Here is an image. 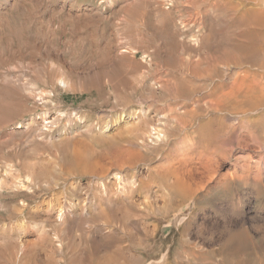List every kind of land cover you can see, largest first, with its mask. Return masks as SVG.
I'll return each mask as SVG.
<instances>
[{"label":"rangeland","instance_id":"rangeland-1","mask_svg":"<svg viewBox=\"0 0 264 264\" xmlns=\"http://www.w3.org/2000/svg\"><path fill=\"white\" fill-rule=\"evenodd\" d=\"M101 1L104 2L101 3ZM226 1L227 0H220V1L206 0L205 2L204 0H67V1L66 0H0V164H1L0 169H2L4 166L7 165V167L3 168L6 169L10 167L9 165H11V168H8L9 172L11 171L12 173V170H14L13 171L14 175L18 174V171L20 173L22 172L21 175L23 177L22 180L23 183L22 182L21 183L29 186L28 184L29 181L25 179L26 178L25 175L27 174V171L28 172L29 170H31V172L33 170L38 171L40 167L39 165L40 164L42 165L43 162L46 165L50 166L52 165V162L55 161L58 162V157H59L60 159L59 163L60 165L61 164L63 165V166L61 165V167H63V169L65 168L64 172H62L63 176L62 175L61 176L67 177V178L65 177V179L63 178L59 182L58 186H56L55 180L49 177L48 180L50 181V183L47 180L49 185L48 187L45 188L36 185L31 186V189L29 188L30 190L27 188V186H26L27 189L25 188V190H23L24 187H21L18 189V191H15L13 188L11 189H13L14 191L6 187L0 188V228L3 224H8L10 225V228L12 227L15 230L14 236L15 239L18 236L17 238L18 240L16 239L18 242L16 243V240L14 239L12 244L16 243L17 245L15 244V247H17V249L20 250L21 245L27 242L39 241L40 240L39 236L42 235L41 232L43 231L44 226L47 229L49 228L52 229L50 224L48 225L44 223L41 224L42 222L40 223V221L38 222V220H33L32 218L30 219L28 217L29 210L26 209L30 208L31 210L37 205L45 202L48 205L44 204L43 207L47 209L50 208L47 217L50 220H54L55 216L57 215L56 208H54L57 206L55 203L59 201L68 204V203H72L74 199L76 200L79 197L83 196V197H89L91 201L93 200L94 204L98 205L97 207L101 206L102 208L103 206L104 209V207L106 206L104 210H106L107 212L108 209L107 214L108 216H110L111 208L109 210V207H111L114 204L111 203L106 204V201L104 200H102L104 202L101 201L102 189L100 184H102L103 182H111L109 178L113 177V174L116 172L117 173L120 172L119 174L123 176L121 178V181L128 180L130 184H133L132 180L135 179V183L133 185L137 184V186H139L142 184L143 181L146 180L145 184L147 185H145L144 190L137 189L134 194H130L132 202L133 203L135 201L137 202L135 205H142L141 203L143 202L144 197L148 195L150 196L149 198L150 201L155 202L157 200L158 202L156 201V204L159 206L162 205L164 202L162 197L160 196L161 185L162 187H164L163 184L167 182L168 177H169L168 180H172L171 178H173L172 177L173 175L171 174V169H174V167L180 164L178 167H180V169L182 170H180L178 167L177 168L180 170L179 173H181L184 169H187L192 165L190 168L192 170L194 169L193 176L195 175L196 177L198 176V172H201V170H205V167L207 165L206 161H208L207 159L209 157H215L220 159L221 175L223 173L225 174L232 173L234 172L235 169L238 168L240 172L242 171V169L245 170L246 172L245 174L248 175H246L247 177L243 179H234V181L233 179H231V177H229L228 179L229 181L226 184V186L220 185L221 187L217 185L216 183L217 180H214L212 182H207L205 189L200 191L196 196V198L200 196H201L200 198L204 197L203 199H205V204L201 205L202 207L196 206V208L193 209L192 215L194 216V218L189 219L190 221L193 220L190 224V234L185 236L190 237L192 242L197 243L200 246L202 245V247L208 245L205 236L198 234L196 230L199 227L200 228L206 227L207 234L209 235L216 234L215 235L216 237L220 236L219 234L216 233L217 230L216 227L219 224L222 225L223 219H221V215L218 214V211H221L225 207H228L230 209V213L233 212L230 215L232 221L229 223L230 225L228 224V226L232 228H241V226L247 227L249 228L248 230L251 232L250 233L248 231V235L256 234L257 236L264 233L263 231L264 230V112L261 113L264 110L263 108L264 90L262 92V89H264V75L261 76L262 74L260 73V71H262L263 69L262 73L264 74V62H263L264 43L262 40L264 39V35H263L264 33H262L263 36L260 35L262 29L264 32V26L258 29L261 31L253 30V32L259 34L258 36L256 35V37L257 38L259 37V39L255 38V33L253 34L252 30H247V31L245 30L246 33L245 32L242 33L243 36L245 35L243 37L245 40L244 39L243 40L247 42L248 45L253 44L252 47L247 46V44L243 41L245 45L244 48L232 49V51H230L229 50L230 47L228 44L229 42L227 41L228 38L227 27L232 26L234 22L236 23L237 20H240L242 18H245L246 20L249 15L252 17V18L250 17V19L248 18L250 22L253 19H254L253 22L256 21L255 19L258 20L259 15L261 16L262 9L264 11V6L263 7L261 6L264 4V2H262L264 0L262 1L255 0L257 1L258 4L257 7H255L256 2H254V0L253 1L237 0L239 4H237L236 0H234V2L237 4L236 6H239L241 3V6L243 7L242 8L239 6L240 7L239 11L235 10L234 2L232 3L230 2L232 5L234 4L233 7L229 3V0L228 3ZM259 1L262 2V4ZM218 3L221 5V8L219 7L220 5ZM226 4L229 5L227 6ZM244 4H247V6ZM252 4L255 6H252ZM230 5L231 8L233 7L231 9L232 16L230 14V10H226L230 7ZM214 6H216V9L222 10V12L223 11L224 12L223 13L221 12L222 14H220L219 13L220 11L214 9ZM250 6L254 8V9L252 8L253 10L251 9L252 11L248 9L251 8ZM224 7L227 12L224 10ZM259 8H261L260 13L258 12ZM233 9L235 10L234 13H232ZM246 9L250 10L252 13L248 10H247L248 12H246ZM241 10H245V12ZM209 11L211 13H209ZM238 12L240 14H238ZM257 12L259 13V15L257 14ZM211 14L212 15L215 14L214 15L215 17L212 16ZM234 14L237 17L234 16ZM255 14H257L258 16L257 15L255 16ZM263 14L264 13H262V15ZM210 15L212 16V18ZM223 15L228 16V19L229 18L231 19L232 17L231 20H233V18L234 19L236 18V20H233L234 22H232L230 19L228 20L227 17H224ZM206 16L210 17L211 19L207 17L209 20L206 21L205 20L207 19ZM223 17L225 18V21L223 20ZM261 19L262 21L260 22L264 23L263 21L264 15L260 17V20ZM202 20L203 22L201 23ZM221 20H223L225 23L222 24ZM224 24L226 27L223 26ZM208 28L210 29L209 30L210 32L208 31ZM215 29H217V32ZM249 31L251 32L247 33ZM218 32H222V33L218 34ZM251 33L252 35H250ZM223 35H226L227 37ZM250 36L252 38V41H250ZM253 38L256 39V40L254 39L255 44ZM217 40L222 43L225 41L224 43L226 45L223 44L224 46H221L222 43L221 44L217 43L218 42ZM202 42L204 44L208 43V47L207 44L204 45ZM212 43H214L215 45L214 44L212 45ZM258 44L259 45L262 44V45L258 47L259 46ZM218 45L220 46V49ZM202 46H204V48H201ZM254 47L255 48L258 47V49L256 48L255 50ZM251 48L254 49L252 50ZM249 50L251 52H249ZM198 51H200L201 53ZM212 51H214V54L211 53ZM220 51H224V52L221 53ZM240 51L241 53L239 54ZM226 52L228 53L225 54ZM247 52L248 54L245 55V53ZM232 53L234 55H232ZM210 54L211 57L209 56ZM223 55L224 58L226 57L227 60L221 57ZM228 55L230 56L231 60L228 59L229 58ZM231 57L235 60L233 61ZM237 57H240L238 58L239 62L236 60ZM193 61L194 63H192ZM244 61L246 62L244 63ZM247 61L251 63L250 64L251 68ZM258 63L261 64L262 68L258 67L260 66L258 65ZM210 65L211 66L213 65V68ZM241 66L244 68H241ZM252 66L253 68L256 69H253ZM233 68L235 71L233 70ZM226 70L229 71L227 72ZM105 71L109 72V74L107 73L104 74L103 75L104 77L102 76L103 78L98 76L99 73L101 72L104 73ZM224 73L227 75H225ZM253 73L256 75H254ZM260 76L262 77V79ZM58 78L67 80L66 82L70 83L68 84L69 85L67 87L68 89L65 87L63 88V86L59 84ZM163 84H165V87ZM167 85H169L168 86L169 89L167 88ZM211 85L215 86L216 88L218 87V90L215 87H214L215 89L213 90L212 89L213 86L211 87ZM256 88H258L259 90L256 91L257 90ZM211 89H212V94L209 93L211 92ZM155 90H157V92H155ZM240 90L242 91L240 92ZM206 93L207 96H211V97L210 98L206 97L205 95ZM221 93L222 96H219ZM261 93L263 94L262 98L260 97L262 96L260 95ZM238 94L239 95L242 94V95L239 96ZM254 94L256 95L254 96ZM218 96L220 98H218ZM257 97L261 99L259 98L257 99ZM244 98L246 101L249 102L243 103L245 102ZM246 98L247 99L250 98V99L247 100ZM211 99L214 102H218L220 104L218 106H220L221 110L216 112L215 109L211 108V103H212ZM224 99L225 101L226 99H228L226 101L227 103L230 99L229 103L228 104L225 103ZM261 100L263 103H261L260 105ZM207 101H209L210 103ZM222 104H224L225 107L222 106ZM237 104L239 105L237 106ZM244 104L247 105L243 106ZM255 105H257L256 106L257 108L255 107ZM241 106L244 107L245 109L242 113L238 112L239 114H241L239 116V114L234 110H236L237 107H241ZM248 106L252 108L250 109ZM230 107H232V109L234 110H232ZM259 107H260V111H259ZM143 108H145L146 110H150L152 114L154 113L159 114L158 112L162 113L161 111H164L167 114L170 113L172 117L174 116L173 117L174 121L173 120L172 122L170 121L166 129L164 127V132L166 133L165 139L167 138L168 139L163 140L162 142H159L156 145L154 144V146L152 143H149L150 145H148V147L149 148L153 147L151 148L152 150L145 149L147 145H143L141 139H139V137L136 134L134 135L133 132L131 134H119L118 128L115 129V127L112 128L113 134L112 132L111 134L116 135L118 138L116 140H112V141L110 140L111 142L108 140L107 143L108 144L110 143L112 145L115 142L113 145L116 148L119 147L117 148L118 150L112 146L114 149L113 150L111 145L107 147L108 145L107 143L99 145V143H96L91 139L90 135L93 132L94 128L106 124L107 122L116 123L115 120H117V118L121 116L125 111H128V109H130L129 111L135 112L140 109L141 111L145 110ZM246 109L250 110V111L248 110L249 113L248 112L245 113V111H247ZM223 111H225L226 113ZM221 112L225 114L223 115ZM233 113L236 116H233L234 115ZM247 114H251V115H247ZM53 118H55V120L52 123L46 124V121L48 119H53ZM36 120L40 121L39 125L37 124L38 122H35ZM43 122L46 124L45 126L47 127H44ZM83 124H85L86 127L80 128L79 126ZM132 125L134 124L124 125L121 126V128L119 129L122 130L124 129V127L130 128L128 126H132ZM149 126L151 127L150 124ZM59 134L61 136L63 135L62 136L63 137L62 139H64L63 142L65 141V139H67L66 142H64L66 145L69 144L67 146L69 148H67L66 151L68 150L70 151L72 147H73L72 149H74L75 145H78V140L80 139L79 146L78 148L76 147L78 149V150L76 149L77 152L71 150L73 153L72 152L69 153L68 151L69 154H74L75 156L77 155L76 157H74V155L73 156L69 155L67 152L66 153L64 152L65 154H68L67 156H71V160L70 157H67L69 159L67 160L65 157L66 155L60 152V146L62 145L59 143V141L57 142V140H59L58 138ZM73 135L77 139H75ZM125 135L129 137H126ZM72 138H74L77 143H75ZM82 138H84V140ZM132 138H134L135 140L137 139L136 141L140 142L141 146L131 144L130 142L133 141ZM72 140L75 144L72 142ZM119 140L120 141L123 140V141L120 142ZM116 141L119 142V143L117 142V144L121 145V147L116 145ZM80 144H82V150L85 149L88 152L89 151L92 152L91 154L93 156V159L95 160L96 158L95 161H97L96 163L94 162L95 164L91 162V160L93 161V159L90 153L89 156L88 152H86L85 150L84 151L80 150L81 149ZM127 144L129 146H127ZM102 145H104V147ZM132 146L133 148H131ZM109 147L111 148V150L108 151V149H110ZM104 148L105 149L107 148V150H105ZM121 148L124 149L121 150ZM96 149L99 150L96 151ZM79 150L82 152L83 155L79 153L80 154L79 156L78 154ZM102 150H105L108 153ZM119 150H121V152L124 150L126 151H124V153H121ZM140 151H142V153ZM85 152L87 153L86 155H88V157H86ZM95 152L97 153L95 154ZM119 152L122 155H125L126 157V158L124 157L125 162L123 161L121 164L122 167H124L126 170L122 167L115 166L116 160L118 161L119 159L120 161V157H122L121 154H119ZM182 152L184 153V156H182L183 155ZM98 153L100 154L102 153V154L98 155ZM103 153H106L107 155L109 153L110 154L108 156L105 154L104 156ZM94 154L97 156H95ZM61 155H65L62 156L64 158H62ZM84 155L85 157H83L84 159L83 161L86 162L87 160L86 163L80 161L82 160L81 156ZM116 155H118L117 156L118 158L114 157ZM106 156L108 159L105 158ZM42 157L46 158L44 159L46 162L42 161L43 159ZM51 157L53 158V160ZM114 158L115 160H113ZM127 158H129L128 161ZM192 158L194 161L193 160L191 161ZM61 159L63 160L64 164L62 163ZM65 159L67 160V164ZM72 159L73 160L80 159L78 163L74 161L76 162L75 164H79V165H75L77 168L73 166L74 164ZM36 160H39V162L37 163ZM48 160L49 162H47ZM106 160L108 161L111 160V163L110 162L107 163L108 161L106 162ZM129 160L132 163V165L129 162ZM68 161L69 163L70 161L72 162L69 164ZM88 161L91 163H89ZM100 161L102 162V164L104 162V164L102 165ZM195 161H196L195 163L196 165L194 164ZM29 162L30 164L36 162V164L33 163L30 165ZM128 162L130 163L131 166H129ZM163 162L166 164H164ZM83 163H85V165L90 164L89 166H87V169L90 168V170L92 169L93 171L87 170L85 166L82 165ZM92 163L94 164V166L91 165ZM167 163L169 164L171 163V164L169 165ZM163 164L166 165V167ZM36 166L37 169H35ZM67 166L70 167L72 170L75 167L74 173L73 171H71L72 173L71 174L69 171L70 169L66 168ZM96 166H99V168ZM132 166H134V168ZM248 166L249 168L247 169ZM42 167H44V165ZM78 167H81L82 169ZM102 167H104L103 168L104 171ZM162 167L165 171L161 169ZM83 168L84 170L85 169L87 170V174L85 173L86 171H83ZM258 168L261 169L257 170ZM78 169L82 171H79ZM161 170L164 173L165 172L166 173L162 174L163 172H161ZM75 171L78 174H76ZM89 171L92 173H90ZM127 173L128 175H126ZM157 173H159L158 176H156ZM167 173L168 175H166ZM99 174L102 176H100ZM67 175H69V178ZM143 175L145 176L143 177ZM137 177H139V179ZM160 177L163 178L161 179ZM146 178H149L150 180ZM160 180L161 182H159ZM71 181L73 182V184H69L72 183ZM94 181H96L99 185ZM66 183H68V186ZM75 184H77L78 186H75ZM213 186L214 188H212ZM40 187L42 189H40ZM21 189L23 191H21ZM35 190H38L36 192L39 193H36ZM218 190H221V192H219ZM25 191H31V192H29L30 193L29 194L28 192ZM23 192L25 195L23 194ZM155 192H156V196H155ZM27 193L29 194L30 197L26 195ZM74 194L76 195L78 194V195L76 196ZM226 195L229 196L231 195L230 196L231 198ZM220 196L222 198H220ZM36 197L37 199L38 198L39 199L37 200ZM64 197L65 199L63 200ZM152 197H154V199ZM16 198L18 199L20 198V199L18 200ZM59 198L61 200H59ZM174 199H177L176 195H173L172 200ZM22 200L25 201L24 203L25 208H23L24 204L21 203ZM160 200H162L163 202L162 201L159 202ZM99 202L101 205L99 204ZM173 202L175 203V201H172V203ZM258 202L260 203L262 202V203L258 204ZM12 203L15 204V207H17L16 205H19V211H17L18 207L14 209L15 207L13 206L14 204ZM104 203L106 205H104ZM52 205L54 207H52ZM120 205L123 206L124 204H120ZM7 206L8 209L6 208ZM123 207L125 208V206ZM169 207H170V203L168 205V208ZM13 211H16L17 213ZM184 212L185 213L189 212L187 207L184 209ZM125 213L127 215L132 214L129 212L128 213L125 212ZM125 213H124V217L126 215ZM87 215L88 213H86L85 210H82L81 219L83 218L82 221L84 222L86 221V222L85 223L81 222L79 226L80 230L89 229L91 228V226L93 225L96 226V224H99L97 222H100L99 220L96 222V224H94L93 221L88 222L87 218L90 215L88 216ZM127 215L125 218L132 225L134 224L133 226H136L137 221L139 222L140 220L141 221L144 220L143 217H136L133 220V216H134L133 214H132L133 216L131 215L132 217ZM68 218L69 217H67V221H72L71 217L69 219ZM129 218H131L133 221ZM217 219L219 221H216ZM22 220L25 221L26 226L25 229L20 230L19 225L21 224ZM36 222L40 224H37ZM29 223L31 225H29ZM32 224L34 225V227ZM112 224H114L113 219H112ZM254 225H260L259 231L258 229L256 230V227H254ZM161 226L164 229L162 231H159L158 233V236H160L157 242L158 253H160L162 248L166 249V245L169 246L168 244H171L170 242L172 241L173 225H167V223H163L161 224ZM33 228L36 229L34 230ZM119 232L121 234L120 235L121 237L123 238L125 237V239H123L124 240L123 244L124 245L128 244V240H126L128 239L127 234L121 229ZM37 233L40 235H37ZM20 238L21 241L19 243ZM29 238L33 240L31 241ZM2 240L3 239L1 238L0 242ZM2 245H4L3 242H1L0 244L1 247L0 249L2 250L0 251L3 252V253L0 252V264H18L19 263L18 259H16L15 257L14 258L10 257L11 260H7L9 258L8 256L6 257V254H4V252L7 251L5 250V248L8 247L9 249L12 248V247L10 248L11 244H9L8 247L6 244H5L6 247L5 246L3 247ZM91 248L92 247H90V249ZM3 249L5 251H3ZM92 249L90 250V252L93 251ZM179 249H180L179 244L177 242L171 254L174 255ZM45 250L44 251L39 250V251H41V253L43 252V254L49 252V249H47L48 251ZM88 250H86L84 246H81L78 252L81 251L79 253L81 255L84 254V252H88ZM12 260L13 262L11 263ZM171 263L175 264L173 259L171 260ZM179 264H187V263L181 262ZM191 264H198V263L193 262Z\"/></svg>","mask_w":264,"mask_h":264},{"label":"bare ground","instance_id":"bare-ground-1","mask_svg":"<svg viewBox=\"0 0 264 264\" xmlns=\"http://www.w3.org/2000/svg\"><path fill=\"white\" fill-rule=\"evenodd\" d=\"M67 1V0H66ZM206 0H204V2H205ZM218 1H220V0H218ZM239 1V0H238ZM237 0H236V3L237 4H239V2H238ZM243 1V0H242ZM251 1H253V0H251ZM262 1V0H261ZM102 2H104V1H101V3ZM227 3H228V0L226 1ZM232 3V2H234V0H229V3ZM254 2H256V6L255 5H253L252 4V6H255V7H257V1H255L254 0ZM260 2V1H259ZM262 2H264V1H262ZM262 2H260L261 4H262ZM209 3V2H208ZM219 3H221V2H219ZM218 3V4H219ZM223 3V2H222ZM230 3V4H231ZM235 3V2H234ZM235 3V10L236 11H239L240 10V7H242L241 6V3H240V7L239 6H236L237 4ZM247 3V2H246ZM195 4V3H194ZM216 4H217V1H216ZM249 4V3H248ZM220 5V4H219ZM225 5V4H224ZM227 5V4H226ZM229 5V4H228ZM227 5V6H228ZM231 5H230V7L228 8V9H226V10H230V14H231V9L233 8H231ZM244 5H246L247 6V4H244ZM109 6V5H108ZM252 6H250L251 8H248V9H252L253 7ZM262 7L264 6V4L263 5H261ZM220 8H221V5L219 6ZM222 7H223V4H222ZM245 7V6H244ZM248 7H249V5H248ZM260 7V6H259ZM201 8V7H200ZM243 8V7H242ZM214 9H216V6H214ZM245 9V8H244ZM248 9H246V12H248V11H250V10H248ZM254 9V8H253ZM252 9V10H253ZM257 9V8H256ZM261 8H259V10H260ZM216 10H219V9H216ZM224 10H225V7H224ZM225 10V11H226ZM235 10L233 9V12L232 13H234L235 12ZM248 10V11H247ZM251 10V11H252ZM258 10V12L260 13L261 12V10L259 11ZM220 11V12H219ZM218 12L220 13V14H222L223 12H222V10H219ZM241 11H244L245 12V10H241ZM250 11V12H251ZM255 11V10H254ZM207 12V11H206ZM212 12H213V9H212ZM214 12H217V11H214ZM222 12V13H221ZM227 12V11H226ZM225 12V13H226ZM257 12V14L259 15V13ZM209 13H211L210 11H209ZM208 13V14H209ZM252 13V12H251ZM262 13H264V11H263V9H262V12H261V16L259 15V22H258V20L257 19H255L256 21H254L253 22V20H251V22H250V20H248V18L250 19V15L248 16V18L245 20V18H242V19H240V20H237V22L235 23L233 20H236V18L234 19L233 18V20H231L232 19V17H231V21L232 22H234L235 23V25H234V23L232 24V26H230V27H227V32H228V38H227V41L229 42L228 44H229V50L230 51H232V49H241V48H244L245 47V45H244V43H243V41L245 40L243 37L245 36H243V32H245V30L247 31V30H252V33L254 34L255 32H253V30L255 31V30H258L260 27H262V26H264L260 21H262V19L260 20V17H262L263 15H262ZM229 14V15H230ZM235 14H237V13H235ZM234 14V16H236ZM238 14H240L239 12H238ZM257 14H255V16L257 15ZM212 15V14H211ZM210 15V16H211ZM215 15V14H214ZM214 15H212V16H214ZM218 15V14H217ZM241 15H242V13H241ZM257 15V16H258ZM212 16H211V18H212ZM224 17H227V19H228V16H225V15H223ZM231 16H232V14H231ZM252 16H254V15H252ZM205 17V16H204ZM204 17H203V19H204ZM208 16H206V18H207ZM215 17V16H214ZM221 17V16H220ZM223 17V20L225 21V18ZM237 17V16H236ZM239 17V16H238ZM241 17H243V16H241ZM208 18H210V17H208ZM205 19L206 21H208L209 19ZM210 18V19H211ZM216 18H217V16H216ZM219 18V17H218ZM252 18V17H251ZM254 18V17H253ZM256 18V17H255ZM201 19V18H200ZM220 19V18H219ZM228 19V20H229ZM239 19V18H238ZM214 20V19H213ZM223 20H221L222 21V24L223 23H225ZM211 21V20H210ZM218 21V20H217ZM264 21V20H263ZM203 22V20L201 21V23ZM214 22V21H213ZM206 23V22H205ZM211 23V22H210ZM215 23V22H214ZM218 23V22H217ZM220 23V22H219ZM229 23H231V22H229ZM204 24V23H203ZM207 24H209V23H207ZM207 24H206V26H207ZM212 24V23H211ZM226 24H228V23H226ZM205 25V24H204ZM214 25V24H213ZM202 26V25H201ZM215 26V25H214ZM217 26H218V24H217ZM223 26H225V24L223 25ZM222 26V27H223ZM211 27V26H210ZM213 27V26H212ZM226 27V26H225ZM224 27V28H225ZM215 28H217V27H215ZM210 29L208 28V31H209ZM216 30V32H217V29H215ZM214 30V31H215ZM220 30V29H219ZM225 30V29H224ZM223 30V31H224ZM221 31H222V29H221ZM240 31V32H239ZM258 31H261V30H258ZM169 32V31H168ZM203 32H205V31H203ZM210 32V31H209ZM239 32V33H238ZM251 31H249V32H247V33H250ZM219 33H222V32H218V34ZM246 33V32H245ZM252 33L250 34V35H252ZM262 33H264L263 32V29H262V32H261V34L260 35H262ZM207 34V33H206ZM209 34V33H208ZM223 34H225V33H223ZM227 34V33H226ZM238 34V35H237ZM240 34V35H239ZM214 35V34H213ZM215 35H217V34H215ZM246 35H248V34H246ZM256 35L258 36L259 34H257V33H255V38L256 39H259V37L257 38L256 37ZM264 35V34H263ZM262 35V36H263ZM117 36V35H116ZM209 36V35H208ZM208 36H206V37H208ZM223 36H225V37H227L226 35H223ZM223 36H222V39H223ZM254 36V35H253ZM262 36H260V37H262ZM204 37V36H203ZM224 37V38H225ZM247 37V36H246ZM245 37V38H246ZM136 38V37H135ZM212 38V37H211ZM218 38H220V37H218ZM217 38V39H218ZM255 38H253V41H254V39ZM215 39V38H214ZM222 39H220V40H222ZM244 39V40H243ZM248 39H249V37H248ZM255 39V40H256ZM193 40V39H192ZM219 40V39H218ZM217 40V41H218ZM263 40V43H264V39H262ZM131 41V40H130ZM224 41V40H223ZM250 41H252V38H251V36H250ZM258 41V40H257ZM133 42H134V40H133ZM147 42V41H146ZM225 42V41H224ZM222 43V42H220V41H218L217 43H222V45L221 46H224L223 44H225V43ZM245 42V41H244ZM248 42H249V40H248ZM124 43H125V41H124ZM137 43V42H136ZM203 43V42H202ZM206 43V42H205ZM246 44H247V42H245ZM252 43V42H251ZM262 43V44H263ZM204 44V43H203ZM207 44V47H208V43H206ZM206 44H204V45H206ZM214 43H212V45H213ZM254 44H255V41H254ZM261 44V45H262ZM137 45V44H136ZM215 45V44H214ZM226 45V44H225ZM257 45V44H256ZM259 45V44H258ZM261 45H259L258 47H260ZM247 46H253V44H247ZM255 46V45H254ZM139 47V46H138ZM142 47V46H141ZM218 47H219V49H220V46L218 45ZM217 47V48H218ZM258 47H256L257 49H258ZM264 47V46H263ZM131 48V47H130ZM144 48V47H143ZM201 48H204V46H202ZM210 48V47H209ZM248 48V47H247ZM246 48V49H247ZM255 48V47H254ZM253 48V49H254ZM256 48H255V50H256ZM206 49V48H205ZM252 49V48H251ZM252 49V50H253ZM264 49V48H263ZM102 50V49H101ZM201 50H204V49H201ZM200 50V51H201ZM207 50H208V48H207ZM213 50V49H212ZM215 50V49H214ZM218 50V49H217ZM262 50V49H261ZM124 51V50H123ZM200 51H198V52H200ZM211 51V50H210ZM227 51H228V49H227ZM244 51V50H243ZM242 51V52H243ZM246 51H248V50H246ZM245 51V52H246ZM208 52H209V50H208ZM221 53H223L224 51H220ZM236 52V51H235ZM234 52V53H235ZM249 52H251L250 50H249ZM252 52H254V51H252ZM126 53V52H125ZM201 53V52H200ZM207 53V52H206ZM211 53H213L214 54V51H212ZM217 53V52H216ZM215 53V54H216ZM228 52H226L225 54H227ZM241 53V51L239 52V54ZM112 54V53H111ZM204 54V53H203ZM208 54V53H207ZM206 54V55H207ZM230 54V53H229ZM246 54H248V52L247 53H245V55ZM251 54V53H250ZM249 54V55H250ZM145 55V54H144ZM202 55V54H201ZM232 55H234L233 53H232ZM248 55V56H249ZM252 55V54H251ZM250 55V56H251ZM118 56H119V54H118ZM194 56V55H193ZM196 56V55H195ZM210 57H211V54L209 55ZM214 56V55H213ZM219 56V55H218ZM227 56V55H226ZM111 57V56H110ZM124 57V56H123ZM183 57V56H182ZM208 57V56H207ZM216 57V56H215ZM221 57H223V59H226V57L224 58V55L223 56H221ZM228 59H230V56L228 55ZM234 57H236V56H234ZM198 58V57H197ZM204 58V57H203ZM202 58V59H203ZM213 58V57H212ZM217 58V57H216ZM219 58V57H218ZM232 58V57H231ZM238 58H240V57H237V61H238ZM244 58V57H243ZM246 58H249V57H246ZM123 59V58H122ZM130 59V58H129ZM200 59H201V56H200ZM205 59V58H204ZM203 59V60H204ZM209 59V58H208ZM241 59H242V56H241ZM111 60V59H110ZM217 60V59H216ZM227 60V59H226ZM231 60V59H230ZM232 60L234 61L235 59H233L232 58ZM240 60V59H239ZM195 61V60H194ZM194 61L192 62V63H194ZM205 61V60H204ZM232 61V62H233ZM181 62V61H180ZM218 62H219V60H218ZM230 62V61H229ZM236 62V61H235ZM239 62V61H238ZM246 61H244V63H245ZM248 62V64H249V66H250V68H251V63L249 62V61H247ZM254 62V61H253ZM263 62H264V60H263ZM170 63H171V61H170ZM234 63V62H233ZM232 63V64H233ZM256 63V62H255ZM261 63V62H260ZM101 64V63H100ZM132 64V63H131ZM235 64H237V63H235ZM252 64H254V63H252ZM125 65V64H124ZM193 65V64H192ZM238 65H239V63H238ZM256 65V64H255ZM258 65H260V66H258V67H261V64H259L258 63ZM263 65V64H262ZM100 66V65H99ZM102 66H104V65H102ZM211 66V65H210ZM227 66H229V65H227ZM237 66V65H236ZM236 66H235V68H236ZM180 67V66H179ZM192 67V66H191ZM212 68H213V65L211 66ZM210 67V68H211ZM220 67V66H219ZM232 67V66H231ZM256 67V66H255ZM216 68V67H215ZM241 68H244V67H242L241 66ZM240 68V69H241ZM247 68H248V66H247ZM252 68H253V66H252ZM262 68V67H261ZM231 69V68H230ZM229 69V70H230ZM253 69H256V68H253ZM258 69H260V68H258ZM228 70V71H229ZM233 70H234V68H233ZM249 70V69H248ZM252 70V69H251ZM102 71V70H101ZM104 71V70H103ZM125 71V70H124ZM227 71V70H226ZM227 71V72H228ZM235 71V70H234ZM233 71V72H234ZM242 71H243V69H242ZM247 71V70H246ZM253 71H255V70H253ZM262 71H263V69H262ZM262 71H260V73L262 74L261 76H263L264 74L262 73ZM127 72V71H126ZM226 72V73H227ZM244 72H245V70H244ZM249 72V71H248ZM109 74V72H101V73H97L98 74V76L99 77H102L104 74ZM114 73V72H113ZM178 73V72H177ZM137 74V73H136ZM156 74V73H155ZM225 74V73H224ZM230 74V73H229ZM250 74H251V72H250ZM254 74V73H253ZM259 74V73H258ZM225 75H227V74H225ZM254 75H256V74H254ZM210 76V75H209ZM229 76V75H228ZM232 76H233V74H232ZM242 76V75H241ZM260 76V77H261ZM104 77V76H103ZM102 77V78H103ZM110 77H111V75H110ZM144 77V76H143ZM153 77V76H152ZM151 77V78H152ZM155 77V76H154ZM255 77V76H254ZM145 78V77H144ZM248 78V77H247ZM59 79V78H58ZM100 79V78H99ZM108 79V78H107ZM231 79V78H230ZM249 79V78H248ZM251 79V78H250ZM261 79H262V77H261ZM141 80V79H140ZM149 80V79H148ZM238 80V79H237ZM58 81V80H57ZM67 80H64V79H59V84H61L62 86H63V88L65 87V88H67L69 85L68 84H70V83H68V82H66ZM143 81V80H142ZM231 81V80H230ZM250 81V80H249ZM225 82H227V81H225ZM170 83V82H169ZM219 83V82H218ZM229 83V82H228ZM106 84V83H105ZM133 84V83H132ZM152 84V83H151ZM161 84V83H160ZM221 84V83H220ZM223 84V83H222ZM233 84V83H232ZM244 84H245V82H244ZM164 85V87H165V84H163ZM208 85V84H207ZM148 86V85H147ZM152 86V85H151ZM168 86L169 85H167V88H168ZM213 85H211V87H212ZM217 86H219V85H217ZM246 86V85H245ZM158 87V86H157ZM163 87V88H164ZM181 87V86H180ZM215 86H213L212 87V89L214 90L215 88H214ZM231 87H232V85H231ZM259 87V86H258ZM147 88V87H146ZM220 88V87H219ZM243 88H245V87H243ZM34 89V88H33ZM68 89V88H67ZM86 89V88H85ZM169 89V88H168ZM172 89V88H171ZM183 89V88H182ZM206 89V88H205ZM212 89H211V92H209V93H211L212 94ZM217 90H218V87L216 88ZM224 89V88H223ZM227 89V88H226ZM257 89V90H256ZM255 90L256 91H258L259 89L258 88H256ZM32 90V89H31ZM199 90V89H198ZM209 90V89H208ZM217 90H215V91H217ZM263 90L264 89H262V92H263ZM152 91H153V88H152ZM173 91V90H172ZM197 91V90H196ZM242 90H240V92H241ZM261 91V90H260ZM155 92H157V90H155ZM205 92V91H204ZM240 92H239V94H240ZM41 93V92H40ZM39 93V94H40ZM146 93H148V92H146ZM208 93V94H209ZM245 93H247V92H245ZM253 93V92H252ZM255 93V92H254ZM259 93V92H258ZM156 94V93H155ZM179 94V93H178ZM235 94V93H234ZM238 94V95H239ZM263 94H264V92H263ZM263 94L261 93L260 95H262V96H260L261 98L263 97ZM151 95V94H150ZM149 95V96H150ZM154 95V94H153ZM206 95V97H211V96H207V93L205 94ZM242 95V94H241ZM241 95H239V96H241ZM248 95V94H247ZM256 94H254V96H255ZM258 95V94H257ZM40 96V95H39ZM42 96H43V94H42ZM165 96V95H164ZM185 96V95H184ZM219 96H222V93L219 95ZM218 96V98H220ZM238 96V97H239ZM253 96V95H252ZM253 96V97H254ZM175 97V96H174ZM195 97V96H194ZM246 97V96H245ZM251 97V96H250ZM252 97V98H253ZM51 98V97H50ZM102 98V97H101ZM162 98V97H161ZM226 98V97H225ZM228 98V97H227ZM259 97H257V99H258ZM261 98H259V99H261ZM126 99V98H125ZM142 99V98H141ZM155 99V98H154ZM159 99V98H158ZM164 99V98H163ZM185 99V98H184ZM202 99V98H201ZM213 99V98H212ZM211 99V100H212ZM231 99V98H230ZM230 99H229V101H230ZM232 99H234V98H232ZM247 99V98H246ZM248 99H250V98H248ZM247 99V100H248ZM254 99V98H253ZM264 99V98H263ZM262 99V100H263ZM156 100V99H155ZM161 100V99H160ZM228 99H226V101H227ZM262 100L260 101V105H261V103H263L264 102V100H263V102H262ZM134 101V100H133ZM152 101V100H151ZM172 101V100H171ZM184 101V100H183ZM223 101V100H222ZM224 101H225V99H224ZM225 101V103H227ZM229 101H228V103H229ZM244 101L245 102H243V103H246V102H249V101H246L245 100V98H244ZM254 101V100H253ZM252 101V102H253ZM259 101V100H258ZM154 102V101H153ZM188 102V101H187ZM203 102V101H202ZM205 102V101H204ZM207 102H209V101H207ZM212 103H211V108H213V109H215L216 110V112L217 111H219V110H221L220 109V106H218V105H220L218 102H214L213 100L211 101ZM233 102V101H232ZM238 102V101H237ZM242 102V101H241ZM252 102H250V103H252ZM255 102V101H254ZM210 103V102H209ZM227 103V104H228ZM240 103V102H239ZM242 103V104H243ZM249 103V104H250ZM256 103V102H255ZM127 104V103H126ZM196 104V103H195ZM208 104V103H207ZM151 105V104H150ZM169 105V104H168ZM201 105V104H200ZM199 105V106H200ZM239 104H237V106H238ZM247 105V104H246ZM245 104L243 105V106H246ZM125 106V105H124ZM156 106V105H155ZM181 106V105H180ZM222 106H224V104H222ZM257 105H255V107H256ZM149 107V106H148ZM225 107V106H224ZM250 109L252 108V107H250V106H248ZM125 108V107H124ZM200 108V107H199ZM198 108V109H199ZM222 108V107H221ZM227 108V107H226ZM231 109H232V107H230ZM233 108H235V107H233ZM254 108V107H253ZM257 108V107H256ZM264 108V107H263ZM262 108V109H263ZM133 109V108H132ZM143 109H145V108H143ZM154 109V108H153ZM158 109V108H157ZM183 109V108H182ZM196 109V108H195ZM212 109V110H213ZM229 109V108H228ZM244 107H237V109L236 110H234V109H232V110H234V111H236L237 113L238 112H240V113H242L243 111H244ZM130 109H128V111H125L121 116H119L118 118H117V120H115L116 121V123H109V122H107L106 124H103V125H100L99 127H96V128H94L93 129V132L91 133V135H90V137H91V139L94 141V142H96V143H99V145L100 144H106L107 143V141L109 140H116L118 137L116 136V135H112L113 134V130H112V128L113 127H115V129L116 128H118V130H119V134H131L132 132H133V134L135 135H137L138 137H139V139H141V141H142V144L143 145H147L146 147H148V145H150L149 143H152L153 144V146H154V144L156 145V144H158L159 142H162L163 140H167V139H165L166 138V133L164 132V127H165V129H166V127H167V125L169 124V122L171 121L172 122V120L174 119L171 115H170V113L169 114H167L166 112H164V111H161L162 113H160V112H158L159 114H156V113H154V114H152L151 113V111L150 110H143V111H141V109L140 110H138V111H135V112H133V111H129ZM152 110V109H151ZM201 110V109H200ZM200 110H198V111H200ZM211 110V109H210ZM227 110V109H226ZM230 110V109H229ZM231 110V111H232ZM247 111H245V113L246 112H248V110L249 109H246ZM254 110V109H253ZM253 110H251V111H253ZM185 111H187V110H185ZM197 111V110H196ZM195 111V112H196ZM204 111H205V109H204ZM209 111V110H208ZM250 111V110H249ZM259 111H260V107H259ZM187 112H189V111H187ZM223 112H225V111H223ZM223 112H221L222 114H223ZM228 112V111H227ZM264 112V110L261 112V113H263ZM77 113V112H76ZM171 113H173V112H171ZM208 113V112H207ZM211 113V112H210ZM209 113V114H210ZM213 113V112H212ZM226 113V112H225ZM224 113V114H225ZM232 113V112H231ZM249 113V112H248ZM72 114V113H71ZM140 114V115H139ZM185 114V113H184ZM219 114V113H218ZM217 114V115H218ZM223 114V115H224ZM229 114V113H228ZM234 114V113H233ZM239 114V113H238ZM244 114V113H243ZM242 114V115H243ZM258 114V113H257ZM73 115V114H72ZM186 115H188V114H186ZM185 115V116H186ZM216 115V114H215ZM227 115V114H226ZM241 114H239V116H240ZM247 115H251V114H247ZM254 115V114H253ZM176 116V115H175ZM201 116V115H200ZM229 116V115H228ZM233 116H236L235 114L233 115ZM187 117V116H186ZM209 117H210V115H209ZM205 119V118H204ZM55 120V118H53V119H48L47 121H46V124H49V123H52L53 121ZM203 120V119H202ZM223 120V119H222ZM221 120V121H222ZM234 120V119H233ZM61 121V120H60ZM174 121V120H173ZM239 121V120H238ZM35 122H38L37 124L39 125V123H40V121H35ZM83 122V121H82ZM44 123V122H43ZM219 123V122H218ZM227 123V122H226ZM45 123H44V127H47V126H45L46 125ZM60 124V123H59ZM128 124H134V125H132V126H128V127H130V128H125L124 127V129H122V130H120L119 128H121V126H124V125H128ZM149 124L151 125V127L149 126ZM171 124V123H170ZM208 124V123H207ZM41 125V124H40ZM201 125V124H200ZM209 125V124H208ZM207 125V126H208ZM43 126V125H42ZM41 126V127H42ZM60 126V125H59ZM88 126V125H87ZM173 126V125H172ZM20 127V126H19ZM29 127H30V125H29ZM80 128H84V127H86V125L85 124H83V125H80L79 126ZM181 127V126H180ZM197 127V126H196ZM218 127V126H217ZM40 128V127H39ZM201 128V127H200ZM206 128H208V127H206ZM41 129V128H40ZM45 129V128H44ZM52 129V128H51ZM79 129V128H78ZM198 130V129H197ZM200 131V130H199ZM207 131V130H206ZM111 132H112V134H111ZM48 133V132H47ZM73 133H74V131H73ZM178 133V132H177ZM212 133V132H211ZM32 134V133H31ZM201 134H203V133H201ZM199 135V134H198ZM63 136V135H62ZM60 134H59V140H57V142L59 141V143L62 145V146H60V152L63 154L64 152L66 153H68V151H66V149L67 148H69V147H67L69 144H65L64 142H66V140L67 139H65V141L63 142V140L64 139H62L63 137H62ZM126 136V135H125ZM202 136V135H201ZM37 137V136H36ZM73 137H75L74 135H73ZM126 137H129V136H126ZM206 137V136H205ZM204 137V138H205ZM207 137H208V135H207ZM214 137V136H213ZM38 138H40V137H38ZM57 138V139H58ZM135 138V137H134ZM134 138H132L133 139V141H131L130 143L131 144H134V145H138V146H141V143L140 142H137ZM260 138V137H259ZM73 140H74V142L75 143H77L76 141H75V139H77L76 137H75V139L74 138H72ZM83 140H84V138H82ZM82 139H81V141H82ZM129 139H131V138H129ZM195 139V138H194ZM207 139V138H206ZM209 139V138H208ZM221 139V138H220ZM20 140V139H19ZM73 140H72V142H73ZM120 140H121V137H120ZM119 140V141H120ZM210 140V139H209ZM27 141V140H26ZM80 141V139L78 140V145H75V148L74 149H72L71 148V145H70V148H71V150H74V151H76V149L78 148V146H79V142ZM110 141V142H111ZM123 141V140H122ZM122 141H120V142H122ZM136 141V142H135ZM73 142V143H74ZM117 142L118 141H116V145H118L117 144ZM125 142V141H124ZM214 142V141H213ZM26 143V142H25ZM74 143V144H75ZM115 143V142H114ZM113 143V144H114ZM119 143V142H118ZM108 144V143H107ZM111 145L110 143L107 145V147L109 146V145H111V147L113 146V147H115L114 145ZM151 144V145H152ZM162 144V143H161ZM81 145V151H84V150H82V144H80ZM97 145V144H96ZM123 145V144H122ZM192 145V144H191ZM217 145H219V144H217ZM103 147H104V145H102ZM118 146H120L121 147V145H118ZM127 146H129L128 144H127ZM201 146V145H200ZM262 146V145H261ZM57 147H58V145H57ZM77 147V148H76ZM98 147H100V146H98ZM106 147V146H105ZM113 147H112V149H113ZM145 147V149H151V148H153V147H151V148H146ZM180 147V146H179ZM184 147V146H183ZM182 147V148H183ZM86 148V147H85ZM97 148V147H96ZM110 148V147H109ZM116 148V147H115ZM117 148H119V147H117ZM116 148V149H117ZM128 148H130V147H128ZM131 148H133V146L131 147ZM190 148V147H189ZM55 149H57V148H55ZM87 149V148H86ZM105 149V148H104ZM122 149H124V148H121V150ZM224 149V148H223ZM69 151V153L70 152H72V151ZM78 150V149H77ZM78 151V154L79 153H81V155H83L82 154V152L81 151ZM97 150H99V149H96V151ZM105 150H107V148L105 149ZM105 150H102V151H104V152H106ZM109 150H111V148L110 149H108V151ZM114 150V149H113ZM118 150V149H117ZM121 150H119L120 152H121ZM130 150V149H129ZM135 150V149H134ZM138 150V149H137ZM152 150V149H151ZM150 150V151H151ZM86 151V150H85ZM94 151V150H93ZM124 151H126V150H124ZM124 151H122L121 153H124ZM127 151H128V149H127ZM133 151V150H132ZM136 151V150H135ZM134 151V152H135ZM139 151V150H138ZM137 151V152H138ZM149 151V150H148ZM212 151H214V150H212ZM57 152V151H56ZM77 152V151H76ZM86 152H88V151H86ZM85 152V155L87 154ZM101 152V151H100ZM119 152V154H121ZM130 152V151H129ZM128 152V153H129ZM141 153H142V151H140ZM55 153V152H54ZM64 153V154H65ZM68 153V154H69ZM73 153V152H72ZM75 153V152H74ZM91 154L92 152H88V154ZM97 152H95V154H96ZM106 153H108V152H106ZM106 153H103L104 154V156H105V154ZM110 153H112V152H110ZM109 153V154H110ZM115 153V152H114ZM127 153V152H126ZM68 154H65V155H61V157L62 156H65L66 157V159L67 160H69L67 157H70V160H71V156H67ZM76 154V153H75ZM90 154H89V156H90ZM94 154V155H95ZM100 153H98V155H99ZM102 154V153H101ZM100 154V155H101ZM108 154V155H109ZM118 154V155H119ZM130 154V153H129ZM169 154V153H168ZM182 156H184V153L182 152ZM222 154V153H221ZM26 155V154H25ZM46 155V154H45ZM54 155V154H53ZM53 155H51V156H53ZM69 155H74V154H69ZM85 155L84 156H81L82 157V160H80V161H82V162H85V161H83L84 159H83V157H85ZM107 155V154H106ZM107 155V156H108ZM114 155V154H113ZM118 155H116V156H114V157H117ZM30 156V155H29ZM48 156H50V155H48ZM47 156V157H48ZM77 156V155H76ZM75 155H74V157H76ZM79 156H80V154H79ZM91 156H92V154H91ZM95 156H97V155H95ZM107 156L105 157V158H107ZM111 156V155H110ZM120 156V155H119ZM121 156L122 157H120V161H119V159H118V161L116 160V164H115V166L116 167H122V162L124 161V157H125V155H122L121 154ZM140 156V155H139ZM139 156H137V157H139ZM163 156V155H162ZM191 156V155H190ZM223 156V155H222ZM19 157V156H18ZM57 157V156H56ZM86 157H88V155H86ZM113 157V156H112ZM130 157V156H129ZM188 157V156H187ZM192 157V156H191ZM36 158V157H35ZM43 158V157H42ZM52 158V157H51ZM54 158H55V156H54ZM62 158H64V157H62ZM78 158V157H77ZM98 158V157H97ZM100 158H101V156H100ZM118 158V157H117ZM126 158V157H125ZM146 158V157H145ZM149 158V157H148ZM179 158H180V156H179ZM185 158V157H184ZM34 159V158H33ZM41 159V158H40ZM44 159H46V158H43L42 159V161H45ZM65 159V161H66V164H67V160ZM87 159V158H86ZM85 159V160H86ZM92 159H93V156H92ZM108 159V158H107ZM128 159L129 158H127V161H128ZM189 159V158H188ZM219 158H215V157H209L207 160L208 161H206V167H205V170H201V172H198V176H196L195 177V175L193 176V171H194V169L192 170L190 167L192 166H190V167H188L187 169H184L181 173H179V171L180 170H182V169H180V167H178V166H176V167H174V169H171V168H169V169H171V174L173 175H171L173 178H171L172 180H168L169 179V177H168V179H167V182L166 183H164V181H163V185H164V187H162V183L160 184L161 185V191H160V193H161V197H162V199H163V201L162 200H160L159 202H163V204L162 205H157L156 204V201L155 202H152V201H150V196H148V195H146L145 197H144V200H143V202L141 203L142 205H135L137 202L135 201V200H133V201H135L134 203L132 202V199H131V197H130V194H134L135 193V191L138 189V190H144L145 189V185H147V184H145V181H143L142 182V184L141 185H139V186H137V184L136 185H133L134 183H135V179L134 180H132V183L133 184H130L129 183V181L127 182L126 180L125 181H121V178L123 177V176H121V174H119L120 172H116V171H113V172H116V173H114L113 174V177H111V178H109V180L111 181V182H103L102 184H100L101 185V191H102V198H101V201L102 200H104V201H106V204H114V205H112L111 207H109V210H110V208H111V215L110 216H108V209H107V212H106V210H104L105 209V207H104V209H103V206H102V208H101V204H100V202H99V206L100 207H97L98 205H96V204H94V201L92 200L91 201V199L89 198V197H83L82 195H80V196H82V197H79L78 199H74V201L72 202V203H64V202H57V203H55L57 206L56 207H54L53 205H52V207H54V208H56V211H57V215L55 216V219L54 220H50L48 217H47V214H48V212L50 211V208L49 209H47V208H44L43 206H44V204H47V203H45V202H43V203H41V204H39V205H37L36 207H34V208H32L31 210H30V208L29 209H26V210H29V218L31 219H33V220H38V222L40 221V223L41 224H50V226H51V228L52 229H47L45 226H44V229H43V231L41 232L42 233V235L41 236H39L40 237V240L39 241H37V242H27V243H25V244H23V245H21V247H20V250L19 249H17V247H15V244L18 242L17 240V238H18V236H17V240L15 239V236H14V234H15V230L11 227L10 228V225H8V224H3L2 226H1V231H0V233H1V238L3 239L1 242H3V244L4 245H2L3 247L5 246L6 247V245H7V247H8V245L9 244H11V245H13V246H11L10 245V248L11 249H9V247L8 248H5V250H7L6 252H4V254H6V257L8 256V258L9 259H7V260H11L10 259V257H12V258H16V259H18V261H19V263L18 264H173V263H171V260L173 259L174 260V263L175 264H179V263H181V262H183V263H187V264H191V263H193V262H197L198 264H264V233H262V234H260V235H257L256 236V234L255 235H248V229L249 228H247V227H242L241 226V228H232V227H230V226H228V224L232 221V219L230 218V215H231V213H233V212H231L230 213V209L228 208V207H225V208H223L221 211H218V214H220L221 215V219H223V222H222V225L221 224H219L216 228H217V230H216V233L217 234H219L220 236H215L216 234H207L206 233V227H202V228H197V233L198 234H200V235H203V236H205V238H206V242H207V244L208 245H206V246H204V247H202V245L200 246V245H198L197 243H194V242H192V240H191V238L190 237H186L185 235H189L190 234V224H191V222L193 221V220H189V219H192V218H194V216L192 215V211H193V209L194 208H196V206H201V205H203V204H205V199H203L204 197H202V198H200V197H197V198H199V199H197L196 198V196H197V194L200 192V191H202V190H204L205 189V187H206V184H207V182H212V181H214V180H217L216 181V183H217V185H221V186H226V184L228 183V179H229V177H231V179H233V181H234V179H243V178H245V177H247L246 175H248V174H245L246 172H245V170H243L242 169V171L240 172L238 169H235L234 170V172H232V173H227V174H225V173H223L222 175L220 174V167H221V164H220V159L218 160ZM3 160V159H2ZM5 160H7V159H5ZM52 160H53V158H52ZM56 160V159H55ZM59 157H58V162H52V165H50V166H48V165H46L44 162L42 163V165L40 164L39 166V169H38V171L37 170H33L32 172H31V170H29V172L27 171V174L25 175L26 176V178L25 179H27L28 181H29V186H27L26 184H22L23 182H22V180H23V177H22V175H21V173L18 171V174H13V171L14 170H12V173H11V171L9 172V170H8V168H11V165H9L10 167H8V168H6V169H3L4 167H7V165L6 166H2L3 168L2 169H0V188H3V187H6V188H13L15 191H18V189L19 188H21V187H24V189L23 190H25V188H26V186H27V188L29 189H31V186H33V185H36V186H42V188L44 187H48V185H49V183H50V181L48 180L49 179V177H51V179L53 178L54 180H55V182H56V186H58V184H59V182L64 178L65 179V177H62L63 176V173L62 172H64V170H65V168L63 169V167H61V165H60V163H59ZM62 160V159H61ZM73 160V159H72ZM79 160H73V166H75V165H79V164H75L76 162L78 163V161ZM95 160H96V158H95ZM94 159H93V161L91 160V162H97V161H95ZM113 160H115V158L113 159ZM113 160H112V163H113ZM138 160V159H137ZM143 160V159H142ZM166 160H168V159H166ZM193 160V158L191 159V161ZM37 161V163L39 162V160H36ZM74 161H76V162H74ZM90 161V160H89ZM88 161V162H89ZM101 161H103V160H101ZM100 161V163L102 164V162ZM108 160H106V162H107ZM171 161V160H170ZM169 161V162H170ZM175 161V160H174ZM187 161V160H186ZM194 161V160H193ZM46 162V161H45ZM47 162H49V160L47 161ZM72 161H70V163H71ZM86 162H87V160H86ZM85 162V163H86ZM91 162H89V163H91ZM106 162H105V164H106ZM111 163V160L110 161H108L107 163ZM125 162V161H124ZM129 162H130V160H129ZM128 162V163H129ZM133 162V161H132ZM139 162V161H138ZM6 163V162H5ZM9 163V162H8ZM33 163H35L36 164V162H33ZM33 163H31V164H33ZM54 163V164H53ZM62 163H63V160H62ZM68 163H69V161H68ZM69 163V164H70ZM85 163H83L82 165H84L85 166V168L87 169V166H89L90 164H88V165H85ZM91 164V165H93L94 166V164ZM131 163V162H130ZM130 163H129V166H131L132 165V163H131V165H130ZM164 163V162H163ZM181 163H184V162H181ZM196 163V161L194 162V164ZM29 164H30V162H29ZM30 164V165H31ZM48 164V163H47ZM64 164V163H63ZM98 164H99V162H98ZM103 164H104V162H103ZM102 164V165H103ZM137 164V163H136ZM140 164V163H139ZM164 164H166V163H164ZM163 164V165H164ZM167 164H169V163H167ZM171 164V163H170ZM169 164V165H170ZM174 164V163H173ZM185 164H186V162H185ZM190 164V163H189ZM193 164V163H192ZM1 165V164H0ZM13 165V164H12ZM18 165V164H17ZM29 165V166H30ZM44 165V167H42ZM72 165V164H71ZM81 165V164H80ZM124 165V164H123ZM133 165H134V163H133ZM176 165H177V163H176ZM182 165H184V164H182ZM188 165V164H187ZM196 165V164H195ZM204 165V166H205ZM34 166V165H33ZM63 166V165H62ZM66 166V165H65ZM70 166V165H69ZM109 166H110V164H109ZM165 167H166V165H164ZM163 166V167H164ZM259 166V165H258ZM257 166V167H258ZM76 167V166H75ZM75 167H74V169H75ZM96 167H98L99 168V166H96ZM127 167V166H126ZM133 168H134V166H132ZM139 167V166H138ZM163 167L161 168V169H163ZM180 169H178V168ZM183 167H185V166H183ZM182 167V168H183ZM21 168V167H20ZM66 168H68V169H70L69 171H70V173H71V171H73V173H74V169L72 170L70 167H66ZM73 168V167H72ZM77 168V167H76ZM78 168H81V167H78ZM91 168H92V166H91ZM104 167H102V169H103ZM122 168H124V167H122ZM130 168V167H129ZM160 168V167H159ZM202 168V167H201ZM249 168V166L247 167V169ZM26 169V168H25ZM35 169H37V166L35 167ZM82 169V168H81ZM84 170V168H83V171H86L85 173L87 174V170H90V168H88L87 170ZM97 169V168H96ZM113 169V168H112ZM115 169V168H114ZM117 169V168H116ZM125 169V168H124ZM168 169V170H169ZM204 169V168H203ZM259 169H261V168H258L257 170H259ZM79 170V169H78ZM78 170H77V172H78ZM105 170H106V168H105ZM108 170V169H107ZM126 170V169H125ZM136 170H137V168H136ZM199 170V169H198ZM67 171V170H66ZM68 171V172H69ZM79 171H82V170H79ZM90 171H93L92 169L90 170ZM89 171V172H90ZM95 171V170H94ZM99 171V170H98ZM103 171H104V169H103ZM118 171H119V169H118ZM120 171H121V169H120ZM124 171V170H123ZM142 171V170H141ZM163 171H165L164 169H163ZM162 170H161V172H163ZM228 171V170H227ZM24 172V171H23ZM76 171H75V173L76 174H78ZM102 172V171H101ZM128 172H129V170H128ZM132 172V171H131ZM139 172V171H138ZM161 172H159V173H161ZM168 172V171H167ZM196 172V171H195ZM225 172V171H224ZM15 173H17V172H15ZM67 173V172H66ZM90 173H92V172H90ZM104 173V172H103ZM106 173H107V171H106ZM126 173V172H125ZM133 173V172H132ZM155 173V172H154ZM159 173H157V175L156 176H158L159 175ZM166 173V172H165ZM164 172L162 173V174H165ZM65 174V173H64ZM72 174V173H71ZM79 174H81V173H79ZM84 174V173H83ZM101 174V173H100ZM99 174V175H100ZM105 174V173H104ZM109 174V173H108ZM259 174V173H258ZM261 174V173H260ZM62 175V176H61ZM107 175V174H106ZM105 175V176H106ZM126 175H128V173L126 174ZM130 175V174H129ZM149 175V174H148ZM166 175H168V173L166 174ZM252 175V174H251ZM24 176V177H25ZM68 176V178H69V175H67ZM72 176V175H71ZM86 176V175H85ZM90 176V175H89ZM94 176V175H93ZM93 176H92V178H93ZM100 176H102V175H100ZM99 176V177H100ZM145 175H143V177H144ZM170 176V175H169ZM258 176H260V175H258ZM75 177V176H74ZM79 177V176H78ZM96 177V176H95ZM67 178V177H66ZM138 179H139V177H137ZM161 178V177H160ZM163 178V177H162ZM161 178V179H162ZM71 179V178H70ZM75 179V178H74ZM77 179V178H76ZM86 179V178H85ZM91 179V178H90ZM104 179V178H103ZM103 179H101V180H103ZM127 179V178H126ZM141 179H143V178H141ZM140 179V180H141ZM146 179H149V178H146ZM26 180V181H27ZM49 181V183H48V181ZM95 180V179H94ZM123 180H124V178H123ZM150 180V179H149ZM166 180V179H165ZM247 180V179H246ZM259 180V179H258ZM25 181V182H26ZM70 181V180H69ZM131 181V180H130ZM240 181V180H239ZM22 182V183H21ZM54 182V183H55ZM64 182V181H63ZM72 182V181H71ZM75 182V181H74ZM80 182V181H79ZM79 182H76V183H79ZM94 182H96V181H94ZM148 182H151V181H148ZM159 182H161V180L159 181ZM232 182V181H231ZM52 183H53V180H52ZM69 183V182H68ZM68 183H66L67 184V186H68ZM89 183V182H88ZM97 183V182H96ZM138 183V182H137ZM69 184H73V182L72 183H69ZM94 184V183H93ZM98 184V183H97ZM154 184V183H153ZM152 184V185H153ZM99 185V184H98ZM151 185V184H150ZM157 185V184H156ZM53 186V185H52ZM60 186V185H59ZM75 186H78L77 184H75ZM220 186V187H221ZM233 186V185H232ZM50 187V186H49ZM54 187V186H53ZM52 187V188H53ZM66 187V186H65ZM69 187H70V185H69ZM68 187V188H69ZM72 187H74V186H72ZM147 187V186H146ZM151 187V186H150ZM26 188V189H27ZM39 188V187H38ZM41 187H40V189H42ZM51 188V189H52ZM60 188V187H59ZM78 188V187H77ZM98 188V187H97ZM152 188V187H151ZM212 188H214V186L212 187ZM224 188V187H223ZM13 189H11V190H13ZM29 189V190H30ZM35 189H37V188H35ZM57 189V188H56ZM74 189H76V188H74ZM90 189V188H89ZM99 189V188H98ZM221 189V188H220ZM13 190V191H14ZM22 189H21V191H23ZM39 190V189H38ZM38 190H35V192L36 191H38ZM46 190V189H45ZM66 190H67V188H66ZM65 190V191H66ZM69 190H72V189H69ZM69 190H68V192H69ZM97 190V189H96ZM100 190V189H99ZM98 190V191H99ZM153 190V189H152ZM225 190V189H224ZM44 191V190H43ZM79 191V190H78ZM81 191V190H80ZM100 191V192H101ZM155 191V190H154ZM217 191V190H216ZM215 191V192H216ZM219 192H221V190H218ZM25 192H31V191H25ZM64 192V191H63ZM72 192V191H71ZM77 192V191H76ZM144 192V191H143ZM222 192H223V190H222ZM16 193V192H15ZM19 193H20V191H19ZM26 194L27 196H29V194ZM36 193H39V192H36ZM35 193V194H36ZM79 193V192H78ZM160 193H158V194H160ZM211 193V192H210ZM227 193V192H226ZM235 193V192H234ZM248 193V192H247ZM23 194H24V192H23ZM34 194V195H35ZM64 194V193H63ZM100 194V193H99ZM139 194V193H138ZM146 194H147V192H146ZM158 194H157V197H158ZM207 194V193H206ZM229 194H230V191H229ZM232 194H233V192H232ZM231 194V195H232ZM25 195V194H24ZM33 195V196H34ZM37 195H39V194H37ZM74 195H76V194H74ZM78 195V194H77ZM76 195V196H77ZM101 195V194H100ZM143 195V194H142ZM154 195V194H153ZM173 195H176L177 196V199H174V200H172V198H173ZM208 195V194H207ZM216 195V194H215ZM224 195V194H223ZM230 195V196H231ZM59 196V195H58ZM132 196V195H131ZM155 196H156V192H155ZM204 196H206V195H204ZM219 196V195H218ZM221 196H222V194H221ZM220 196V198H222ZM226 196H229V195H226ZM229 196V197H230ZM20 197V196H19ZM23 197V196H22ZM30 197V196H29ZM99 197V196H98ZM214 197V196H213ZM72 198H73V196H72ZM75 198H77V197H75ZM82 198V199H81ZM153 199H154V197H152ZM156 198V197H155ZM215 198V197H214ZM226 198V197H225ZM231 198V197H230ZM15 199V198H14ZM16 199H18V198H16ZM20 199V198H19ZM18 199V200H19ZM35 199V198H34ZM36 199H37V197H36ZM39 199V198H38ZM37 199V200H38ZM65 199V197L63 198V200ZM67 199V198H66ZM152 199V200H153ZM158 199V198H157ZM161 199V198H160ZM208 199V198H207ZM42 200H43V198H42ZM59 200H61L60 198H59ZM62 200V201H63ZM227 200V199H226ZM242 200V199H241ZM29 201H31V200H29ZM34 201H36V200H34ZM104 201H102V202H104ZM172 201H175V203L173 202L172 203ZM224 201H225V199H224ZM20 202V201H19ZM33 202V201H32ZM31 202V203H32ZM48 202V201H47ZM66 202V201H65ZM68 202H69V199H68ZM140 202H141V200H140ZM158 202V201H157ZM233 202V201H232ZM21 203H25V201L24 200H22V202ZM35 203V202H34ZM138 203H139V201H138ZM169 203H170V207L168 208V205H169ZM257 203V202H256ZM262 203V202H261ZM260 202H258V204H261ZM12 204H14V203H12ZM18 204V203H17ZM20 204V203H19ZM33 204V203H32ZM38 204V203H37ZM105 203H104V205H106ZM120 204H124L123 206H125V208L123 207V206H121ZM235 204V203H234ZM251 204V203H250ZM11 205V204H10ZM34 205V204H33ZM48 205V204H47ZM50 205V204H49ZM120 205V206H119ZM207 205H209V204H207ZM212 205V204H211ZM229 205V204H228ZM14 207H15V204L13 205ZM17 207H15L14 209H18L17 211H19V205H16ZM23 206V205H22ZM21 206V207H22ZM110 206V205H109ZM225 206V205H224ZM231 206V205H230ZM32 207V206H31ZM122 207H123V209H122ZM188 208V210H189V212L187 213H185L184 212V209L185 208ZM202 207V206H201ZM236 207V206H235ZM234 207V208H235ZM238 207V206H237ZM256 207H258V206H256ZM5 208V207H4ZM7 209H8V206L6 207ZM23 208H25V204H24V207ZM126 208H127V210H126ZM198 208V207H197ZM14 209H12V210H14ZM125 209V210H124ZM238 209V208H237ZM21 210V209H20ZM82 210H85V212L86 213H88V215H90V216H88V218H87V221L88 222H90V221H93L94 222V224H96V222L99 220L100 222H97V223H99V224H96V226H91V228H89V229H85V230H80L79 229V226H80V224H81V222L82 223H85L84 221H82V219H81V213H82ZM54 211V210H53ZM157 211H158V213H157ZM231 211H232V208H231ZM238 211V210H237ZM12 212V211H11ZM13 212H15V213H17L16 211H13ZM106 212V213H105ZM125 212H129V213H132L131 215L133 216V220H134V218H136V217H143L144 218V220L143 221H137L136 222V226H133L125 217H126V213ZM28 213V212H27ZM124 213L126 214L125 215V217H124ZM159 213H161V214H159ZM204 213V212H203ZM248 213V212H247ZM12 214V213H11ZM51 214H53V213H51ZM156 214H157V217H156ZM10 215V214H9ZM9 215H8V217H9ZM13 215H14V213H13ZM18 215V214H17ZM17 215H16V217H17ZM50 215V214H49ZM120 215H123V216H120ZM129 215V214H128ZM127 215V216H128ZM131 215H129V216H131ZM250 215V214H249ZM12 216V215H11ZM26 216H27V214H26ZM131 216V217H132ZM217 216V215H216ZM219 216V215H218ZM22 217V216H21ZM53 217V216H52ZM67 217H71L72 218V221H67ZM83 217V216H82ZM27 218V217H26ZM68 218V219H69ZM128 218V217H127ZM10 219H11V217H10ZM22 219H24V218H22ZM29 219V220H30ZM112 219H113V221H114V224H112ZM129 219H131V218H129ZM139 219V218H138ZM17 220V219H16ZM19 220V219H18ZM85 220V219H84ZM127 220V221H126ZM132 220V219H131ZM130 220V221H131ZM132 220V221H133ZM13 221V220H12ZM20 221V220H19ZM216 221H219L218 219L216 220ZM67 222V223H66ZM13 223V222H12ZM37 223V222H36ZM40 223H37V224H40ZM163 223H167V225H173V231H172V241L170 242L171 244H168L169 246H167L166 245V249H164V248H162L161 249V251H160V253H158L157 251H158V247H157V242H158V240H159V238H160V236H158V233H159V231H162L164 228L161 226V224H163ZM221 223V222H220ZM34 224V223H33ZM32 224V225H33ZM36 224V225H37ZM88 224V223H87ZM92 224V223H91ZM90 224V225H91ZM218 224V223H217ZM12 225V224H11ZM15 225V224H14ZM29 225H31L30 223H29ZM35 225V224H34ZM34 225H33V227H34ZM89 225V226H90ZM230 225V224H229ZM25 226H26V224H25V221H23L22 220V222H21V224L19 225V228H20V230L21 229H25ZM84 226V225H83ZM245 226V225H244ZM260 225H254V227H256V230L258 229V231H259V229H260V227H259ZM262 226V225H261ZM15 227V226H14ZM32 227V226H31ZM48 227V226H47ZM29 228V227H28ZM37 228V227H36ZM35 228V229H36ZM43 228V227H42ZM262 228V227H261ZM34 229V228H33ZM34 229V230H35ZM39 229V228H38ZM120 229L122 230V231H124L126 234H127V237H128V239H126V240H128V244H126V245H124L123 244V242H124V240L123 239H125V237L123 238V237H121L120 235ZM33 230V231H34ZM23 231V230H22ZM264 231V230H263ZM17 232V231H16ZM37 232H38V230H37ZM250 232V231H249ZM20 233V232H19ZM32 233V232H31ZM124 233V234H125ZM251 233V232H250ZM23 234H24V232H23ZM29 234V233H28ZM125 234V235H126ZM18 235V234H17ZM37 235H40V234H38L37 233ZM19 236H20V234H19ZM183 236H185V237H183ZM167 237V236H166ZM215 237H216V239H215ZM0 238V239H1ZM16 240V243L15 244H12L13 243V240ZM28 239V238H27ZM30 239V238H29ZM25 240V239H24ZM31 241L33 240V239H30ZM20 241H21V238H20V240H19V243H20ZM28 241V240H27ZM1 242H0V244H1ZM178 242V244H179V250L174 254V255H172L171 254V252H172V250H173V248H174V246H175V244ZM18 243V244H19ZM23 243V242H22ZM164 243V242H163ZM6 244V245H5ZM160 244V243H159ZM204 244V243H203ZM17 245V244H16ZM81 246H84V248L86 249V250H88V249H90V247H92L91 249L93 250L92 252H90V250H88V252H84V254H79L80 252H78V250H79V248H81ZM19 247V246H18ZM1 248V247H0ZM83 248V247H82ZM46 249V250H45ZM47 249H49V252L47 253L46 252V254L44 253L43 254V252L41 253V251H39V250H45V251H48ZM1 250V249H0ZM4 249H3V251H5ZM2 251V250H1ZM0 251V252H1ZM1 253H3V252H1ZM2 255V254H1ZM18 256V257H17ZM4 257V256H3ZM8 262V261H7ZM10 262V261H9ZM13 262V260L11 261V263Z\"/></svg>","mask_w":264,"mask_h":264}]
</instances>
